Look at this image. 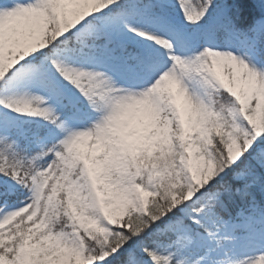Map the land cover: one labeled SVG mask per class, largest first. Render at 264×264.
Returning a JSON list of instances; mask_svg holds the SVG:
<instances>
[{
	"label": "snow or ice",
	"instance_id": "1",
	"mask_svg": "<svg viewBox=\"0 0 264 264\" xmlns=\"http://www.w3.org/2000/svg\"><path fill=\"white\" fill-rule=\"evenodd\" d=\"M0 264H264V0H0Z\"/></svg>",
	"mask_w": 264,
	"mask_h": 264
}]
</instances>
